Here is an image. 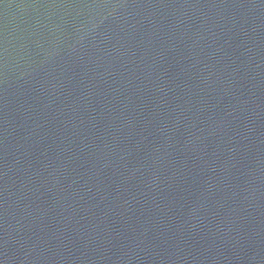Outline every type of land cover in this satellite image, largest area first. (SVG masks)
Listing matches in <instances>:
<instances>
[{"label":"water","instance_id":"1","mask_svg":"<svg viewBox=\"0 0 264 264\" xmlns=\"http://www.w3.org/2000/svg\"><path fill=\"white\" fill-rule=\"evenodd\" d=\"M0 264H264V0H0Z\"/></svg>","mask_w":264,"mask_h":264}]
</instances>
